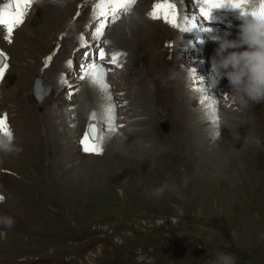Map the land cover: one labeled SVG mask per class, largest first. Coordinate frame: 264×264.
Wrapping results in <instances>:
<instances>
[{
	"label": "rangeland",
	"instance_id": "rangeland-1",
	"mask_svg": "<svg viewBox=\"0 0 264 264\" xmlns=\"http://www.w3.org/2000/svg\"><path fill=\"white\" fill-rule=\"evenodd\" d=\"M140 1L141 15L154 22L148 13L158 0ZM182 1L186 5L182 12L171 1L178 7L179 19L199 13L192 2ZM98 2L66 0L63 7L49 0L35 2L28 10L27 27L13 33L11 43L0 31V52L9 58L7 80L0 86V114H7L15 144L23 149L19 154L0 152V196L4 197L0 216L15 220L10 229L0 224V264H213L218 251L234 254L236 264H264V103L231 108V88L222 74L215 75L217 87H209L215 54L207 50L206 39V48L198 53L191 48L194 43L186 45L174 65L176 41L181 34L188 40L189 33L180 34L179 28L155 20L161 24L151 29L162 38L169 67L185 75L194 69L199 81H192L193 93L201 95L198 89L203 87L217 98L222 107L217 111L218 127H213L201 103L196 109L177 110L171 89L164 92L161 88L156 97L149 92L151 122L144 126L139 114L127 106L137 89L133 75H128L123 83L119 77L110 81L122 85L118 95L111 94L116 106V131L111 132L105 114L108 103L89 105L85 95L93 87L87 77H80L85 62L95 59L96 45L109 58L117 48L125 51L124 42L117 43L115 38H110L108 48L105 36L133 14L136 3L129 13L120 10L114 23H109L111 15L105 18L108 27L97 41L92 34L98 24L93 18ZM259 2H250L249 10ZM51 17L52 27L43 34L46 43L39 35ZM197 18L196 23L202 25L203 20ZM81 37L89 47H79ZM36 41L40 46L26 44ZM133 42L141 77L146 79L141 63L149 70L148 57L140 58L144 49L137 39ZM53 53L46 68L44 61ZM194 56L203 59L192 61ZM110 66L106 68L114 73L110 70L106 80L131 70L127 65L117 70ZM148 76L158 78L157 72L148 71ZM36 80L44 93L41 106L32 93ZM146 84L152 89L151 81ZM14 89L21 90L19 97L13 95ZM116 89L111 85L110 93ZM96 91L103 101V92ZM92 118L97 135L103 136L102 155L85 154L79 144ZM164 121L167 132L161 128ZM253 139L260 140L259 147ZM132 142H138V147L147 142L143 146L149 147L151 156L140 159L117 153ZM165 182L175 187L161 197L152 196Z\"/></svg>",
	"mask_w": 264,
	"mask_h": 264
},
{
	"label": "bare ground",
	"instance_id": "bare-ground-1",
	"mask_svg": "<svg viewBox=\"0 0 264 264\" xmlns=\"http://www.w3.org/2000/svg\"><path fill=\"white\" fill-rule=\"evenodd\" d=\"M171 1H173L174 3H176L179 6V9L181 10V12L184 11V9L186 8V5H185V3L182 0H171ZM189 1H190V3L192 2L191 5H193V4L196 5V10H198V11H199V8L201 6H203V4H201L202 3V0L199 3L197 2V0H195V1L189 0ZM253 1L254 0H249V3L250 2L253 3ZM255 1H257V0H255ZM140 4L142 5L143 2L140 1V0L138 2H136V6L134 8L133 14L130 15L129 17L123 19L122 21L117 22V24L113 27L114 29H112L105 36V38L107 39V41H109V43H107L108 48L110 47L109 46L110 45V42H111L110 41L111 40L110 38H115L116 39L115 42H117V43L120 40H121V42L122 41L124 42V44H123L124 46L123 47L125 48V51H123V49L117 48V50L114 51V53H121L123 55L126 54V53H131V55H129V54H127L126 56L124 55L125 57L123 58L121 64H119L120 66L127 65V66L130 67L131 70H127L126 69L125 70L126 72L124 74H119V75L111 76L109 78V80L107 79L106 81H107V83L110 86L111 85H115L116 88H117L114 92L111 91L110 94H112V93L114 94L115 93V94L118 95V93H117L118 92V88H121L122 85H118L117 86L116 83H111L110 81H112L113 79L114 80H117V77H119L121 79V82H122V80L125 81L127 79L128 75H133V81L135 82V85L134 86H136L137 89H136V92L133 94V96H134V97H132L133 100L126 99V101L127 100L129 101L128 104H127V106H129L131 110H134V111H136L139 114L138 117L141 118L143 125L146 126V125H148L151 122V117L149 115L150 114L149 92H151V94H152L153 97H156V94L159 93V91H160L159 88H161V90L164 91V92H165V90L169 91L171 89V91L173 92V98H174V101H175V104H176L175 105L176 106L175 109L180 110V111H183V112L187 111L190 108L192 109V108L197 107L196 104H199L200 103V98H201V95L202 94L201 95H198L195 92L193 93V88L191 87L192 81H197L198 82L199 81L198 80L199 77L193 76V74H191V73H187L185 75L183 72L179 71L177 67H175V68L174 67L173 68L172 67H169L168 63L170 64V61L167 59V56L164 53V46H163V44H162V42L160 40L162 38H159L156 35H154V32L151 29L152 27L153 28L154 27L158 28V26L161 23H160V21L158 22V21H155V20H154V22L149 21V19L147 17H144L145 15L144 16L141 15L142 13H141V6H140ZM251 9H252V5H251ZM245 10H249L248 5L246 6V9ZM194 12H195L196 17L199 16V13H197L196 11H194ZM238 13H239L238 10H232V9H229V8H223V9L213 10V12H212L213 17L211 15V17H210V19L208 21H205L202 17L199 16L201 18V20H203V24L201 23L203 26L209 27V28H210V26L211 27L212 26H215L217 29L219 28L221 30H224V32L223 31L221 32V30L220 31H215L217 29H214V31L212 30L211 33H207L206 34V33L200 32L198 30L197 31L196 30H193L192 32H190L188 34L189 39L186 40L185 39V36L182 35L180 33V30H179V33L181 35H179V39L176 41V42H178V45H177V49L175 51V53L177 55V58H176V60L173 61L174 63L173 62L172 63L174 65L176 64V62L178 60V54L182 50H184L185 48H187L186 45H188V44L191 45V44L194 43L193 45H191V48L193 47L194 48L193 51L195 53H198V51L204 50V45H205L204 43L201 44L198 41H201V40L204 41L206 39V43L209 42V44H210V46H209V48L207 50H210V52L212 51L211 53L215 54V49L218 47V44L215 42V40L211 39V37L227 38V39H236L238 37V34L239 33H235L234 31H231L230 32L228 30H234V29L240 30V27L242 26L243 20L245 18H243V17H241L239 15L240 18H241V20H240L239 17H238L239 19H236L235 17H236V15ZM231 14H232V16H230ZM28 15H29V13H27V15L25 17V20H24V23L21 26H19L18 28H16L14 30V33L16 31H18L19 29H24V28L27 27V24L28 23L26 24V22L28 20ZM177 19H178L177 20V23L178 24H181V26H184V24H186V21H184V16H181L180 19L177 17ZM197 19H199V18H197ZM247 19H251V17H247ZM52 21H54V18L53 17H51L48 22L45 21V24L47 26L44 29V31L41 33V35H39V37H40L39 39H43L44 40L45 37L43 36V34L47 33V31L50 29V27H52V24H53ZM239 22H242V23H239ZM186 26H187V24H186ZM176 29H178V28H176ZM0 31L4 33V30L2 28H0ZM49 32H51V31H49ZM162 32L169 33V29H164L163 30V28H162ZM0 35H1V33H0ZM3 35H5V33ZM135 39H137V43L139 44V46L141 45V48L143 47V49L145 51L144 52L141 49L143 51V54H142V56L140 58L145 57L146 55L148 57L147 58V63H149V68H150L149 70H148V67L147 66L144 68L143 66L145 64L142 65V63L140 62L141 63V66L143 68V71H144V75H145L144 78H146V79H143L142 78L143 76L141 77V75L143 74V72L140 71L139 64L136 61V57H135L136 56V52L134 51L135 49L133 48L134 47L133 46V44H134L133 41H135ZM16 40H17L16 43H18V39H16ZM44 42L47 43V40H44ZM39 43L40 42H38V44H37V41L34 42V43H32V42H26V44H27V46L29 48L32 47L33 45H39L40 46ZM205 48H206V45H205ZM240 50H244V49H240ZM180 56H181V54H179V58H180ZM120 58H122V57L120 56ZM145 59H146V57H145ZM191 59H192V61L193 60H195V61L198 60V62H201L203 58H201L200 56H194V57H191ZM56 61H55V58H54V60L52 62V66H53L54 62H56ZM101 62H102V64L105 65V67H108L109 64H108V60L107 59L105 61H101ZM85 63H87V65H88L90 62H85ZM194 65L195 66H198L197 63L194 64ZM194 65H192V66H194ZM110 67L114 68V70H117L118 69L116 66L115 67L114 66H110ZM170 68H172L173 70L170 69ZM111 71H113V70H111ZM148 71H151V73L152 72H157V76H158L159 79L157 78L156 81L155 80H152L148 76ZM167 72H169V73L165 77V74ZM113 73H114V71H113ZM172 73H175V78L174 79H167L170 76V74H172ZM5 75H6V73H5ZM107 76H108V73H107ZM3 79L0 80V86H3V83L7 80L5 78V76H4ZM160 79H162V80H160ZM40 80H42L41 77L39 78V81ZM163 80H166V84H162L161 83V81H163ZM150 81L152 82V86H153L152 89H150L151 91L149 90V88H150V87H148L149 85L146 84V82L148 83ZM197 87H198V85H196V88ZM15 91H16V93L13 94V95L19 97V95H20L19 93H20L21 90H15ZM131 92H132V90H131ZM125 93L126 92H124V94ZM2 94H4V93H2ZM208 94H210V93H208ZM91 95H92V97H91ZM129 95H131V94H129ZM85 96H87V99L89 100V102H88L89 105H92V103H93L97 107L98 106H100V107L102 106L103 107L104 106V101H106V103H108V104L109 103H112V104L115 103V99H112L111 102L107 101L106 94H104V93H103V101H101L99 99V95H98L95 87H93V90H91L90 93L86 92V95ZM91 98H92V101H91ZM116 98H118V97H116ZM126 98H128V97H126ZM19 99H21V98H18L17 100L20 101ZM120 102H123V100H119V103ZM262 103H264V102H262ZM121 105H122V103H121ZM236 106H237V104L236 103H233L232 106H231V108L237 109ZM221 108L222 107H220V106L217 105V109H221ZM202 109L205 110L204 107H202ZM193 111H194V109H193ZM189 112H192V111L190 110ZM93 120L94 119L92 118L90 121H93ZM189 127H191V129H193V126L192 125H190ZM139 129H141V128H139ZM134 130L136 131V128ZM145 133H147V136L150 133V132H148V128L145 129ZM138 135H140V134H138ZM117 137H115V138L118 139ZM140 137H141V135H140ZM149 139H152V138L150 137ZM137 143L132 142L131 143V146L129 144H126V146H125L126 148H121L122 151L119 150V152H117V153H119L120 155L122 154V156L123 155H127L129 157H134V158L140 156L139 157L140 159L141 158L142 159H145V158L151 156V152L149 150V147L147 148V147H144L143 146V145H146L147 146L148 145L147 142L144 143L143 145H139V147L136 146Z\"/></svg>",
	"mask_w": 264,
	"mask_h": 264
},
{
	"label": "snow or ice",
	"instance_id": "snow-or-ice-1",
	"mask_svg": "<svg viewBox=\"0 0 264 264\" xmlns=\"http://www.w3.org/2000/svg\"><path fill=\"white\" fill-rule=\"evenodd\" d=\"M36 0H6L5 3L0 5V28L4 30V39L8 42H12V36L14 30L24 23L25 17L28 10ZM201 2V0H197ZM136 3V0H99L93 9V18L98 21L95 27V31L92 34L93 38L100 41L104 36V32L108 24L105 23V18L111 15L112 19L109 23H114L120 18V10L124 13H129ZM203 6L199 8V16L205 21H208L212 15L213 10L229 8L232 10H238L241 17L247 19V17H252L257 14L264 15V0H260L258 7L254 10H245L246 6L249 4V0H202ZM177 8L171 0H158V2L152 5V10L148 13V17L152 20H163L164 23L168 24L172 28H179L180 31L185 33H190L193 30H198L203 33H211V29L205 26L198 25L196 23L197 17L192 16L190 19L184 17L187 26H181L177 23ZM183 23V22H182ZM199 43H204V41H198ZM107 43V41H103ZM84 38L81 37V43L79 47H89ZM97 51L95 53V59L91 60L90 63L84 68L83 75L80 79H89L90 86L97 88L99 91L106 94L107 101L111 102L112 97L110 94V85L107 83V73L111 70L106 68L101 61L108 60V63L119 67V58L121 53H112L109 58V54L105 49L99 45H96ZM49 55L45 61L44 66L47 68L49 63L53 59V55ZM8 57L5 53L0 52V79L5 76V71L9 67ZM67 67L71 68L72 61H66ZM193 76H196V72L193 69ZM67 83V81H62ZM202 93L200 98V103L205 109V115L211 122L214 128L218 127L219 119L217 115V98L208 94L207 90L203 87L198 89ZM115 108L116 106L109 103L105 109L106 119L109 123V129L111 132L116 131L115 127ZM95 114L93 113V118ZM0 133L5 135H11L10 125L8 122L7 114H0ZM216 134H219L218 132ZM103 136L97 135V128L94 123H89L83 136L81 137L79 144L81 150L85 154L91 155H102L103 148L101 146V141ZM4 197L0 196V201H3Z\"/></svg>",
	"mask_w": 264,
	"mask_h": 264
},
{
	"label": "clouds",
	"instance_id": "clouds-1",
	"mask_svg": "<svg viewBox=\"0 0 264 264\" xmlns=\"http://www.w3.org/2000/svg\"><path fill=\"white\" fill-rule=\"evenodd\" d=\"M36 3H43V0H36ZM49 3L63 7L66 0H49ZM256 7L258 6H253L252 9ZM211 39L215 40L218 47L211 61L213 76L207 80L209 87L215 89L218 85L215 75L222 74L229 82L233 103L248 107L264 102V15L257 14L251 19H244L236 39ZM174 78L175 73H172L167 79ZM161 83L166 84V80ZM252 143L260 146L259 139H253ZM22 151L23 149L15 144L13 133L0 135V152L19 154ZM187 182L185 178V185ZM174 187L175 185L165 182L155 188L151 195L161 197L165 190ZM0 224L10 229L15 220L11 216H0ZM213 264H236V257L234 254L218 251Z\"/></svg>",
	"mask_w": 264,
	"mask_h": 264
},
{
	"label": "water",
	"instance_id": "water-1",
	"mask_svg": "<svg viewBox=\"0 0 264 264\" xmlns=\"http://www.w3.org/2000/svg\"><path fill=\"white\" fill-rule=\"evenodd\" d=\"M33 96L36 98L38 105H39V103H40V105H42V101H43L44 95H43V93H42L41 87H39V88L36 90V87L34 86ZM40 105H39V106H40ZM89 123H94V124H95V122H93V121H90ZM89 123H88V124H89ZM167 127H168V123H167V121H164V122L161 124V128H162V130H163L164 132H167Z\"/></svg>",
	"mask_w": 264,
	"mask_h": 264
}]
</instances>
